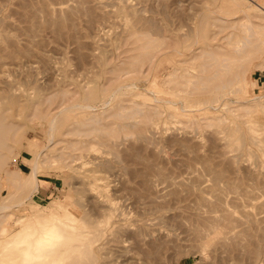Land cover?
<instances>
[{
  "label": "rangeland",
  "instance_id": "obj_1",
  "mask_svg": "<svg viewBox=\"0 0 264 264\" xmlns=\"http://www.w3.org/2000/svg\"><path fill=\"white\" fill-rule=\"evenodd\" d=\"M74 1L77 2L78 0H0V95H1V97H3L2 98L3 100H4V97H6L5 99L7 100V101L5 100L2 103V105L4 107L7 106L10 108V110H8V113L11 116L8 120L11 121L12 123H14L15 127H17L16 134H15L14 139H13V141L15 143L13 141H11V147L7 151L8 152L7 157H6L7 159H5L3 162V168H5V170L8 172H10L12 170L14 171V169L19 168L25 174L26 172L29 171L30 164H31V163L27 162V159L32 158L33 154L36 153L37 150L40 151L47 145L45 151L41 155V157L43 156L42 158H44V159H43V162L40 164V173L38 174V177H37L38 191L31 194L29 197H27L28 196L27 191L17 193L16 192L17 182L15 180H12L11 178H7L3 172H0V201L6 200L9 203H13L11 205H14L16 203V201L17 202L20 200L24 201L21 205H18L17 207L16 206L11 207L10 210L13 212L12 215L17 217V216H21V215L31 214L34 211V209H32V207H31L32 204L39 203L40 206L41 205L43 206V205L49 204L48 202L52 201L54 198L59 197L58 199L62 200V202L70 203L71 209L75 213H77L78 215H80V216L83 215V217H86L84 215V213H85V214H88L86 218H89L93 215V212H94V213H96V214H94V216L95 215L100 216V217L95 216L96 219H99V218H101V214H100L101 209L99 210V208H101V207L97 206V208H94L92 206L93 208L89 207V209H88V206H91V201L93 202V200H95V203H98L99 199H101L102 197H106L108 194V197L111 195L109 198H112L113 200L115 198V200L118 204H124L125 205V203H126V207L129 206V208L125 207L126 210L128 209V211H130L129 214L127 215L128 222H130L129 224L133 225L131 227H134V224H136L135 226L137 227L138 226L137 224L140 223V220H138V219L141 216L142 217L143 216L147 217L148 215L151 216L150 213L147 215L146 214L144 215L143 211L145 209L140 208V206H142L141 202H143V204H144V200H145L144 198L146 197V195H147L146 193L150 188L149 186H144L146 193L143 191L144 190L143 189L144 188L143 183H144V180L147 179V178H145L143 180L145 175L148 174L146 177H148L150 174H152L150 176H153L154 174L150 173V172H152V169H154V170L159 169V171L161 170V172L162 171H163V173L165 172L164 173L165 175L159 174L160 175L159 176L158 174H155L152 177V179L149 176L148 180L151 179L152 182L154 180V182L156 181V183H158L160 180L161 184L163 183L162 182L163 179H164V181L165 180H169L170 182L172 181L173 184H170V186H172L171 191H175L177 193V195L180 197V199H182V200H183V196H185L184 197L185 200H190L191 198H194L193 194L194 193L197 194V192L199 194L201 193V195H205V197L207 196L208 198H212V196H211L212 194H210L212 192L209 191L211 188L212 189L211 191H213V193L215 192L213 190V189H215V187L211 184V183H213V181L211 180L212 177H210L211 175L209 176V173H207V175L204 176L206 174V173L204 174V169H205V172L207 170H206V168L203 169L204 164L201 163L204 159L207 160L211 156L214 157V158H212V157L210 158L214 161V162L212 160L210 161L214 168H216V169L224 168V170L222 169L224 177H225L224 181H226L227 177H229V178H232L233 180L236 179V180H234L236 182L235 183L236 185H238L239 183L241 185V183H243L242 186H247L246 189L248 190L249 194L248 195L243 194L242 190H241L242 187H241L238 191V193H239L238 198L232 202V206L230 207L232 210H234L236 217L240 218L242 216V213L248 209H250L249 211L255 212V210H257L256 208H258V206H260L262 209V210L261 209L260 210L263 211L264 210V202L262 204L261 201L264 199V194H263L264 193V185H262V184H264V179H263L264 178V174H263L264 173V151H263L264 150V56H261V55L258 56L257 55L255 57H253L252 60L249 62V65L245 69L246 71H245L244 76L246 78L245 81H247V84H246L245 92L243 94L235 93V92H228V93L224 94L223 96L217 97L215 100L211 101L210 103H204L203 105L198 106L196 109L194 107L192 110V107H190V108L184 107V104H185L184 102L196 104L195 102L197 101V99L201 97V95L198 92L189 94L188 96H186V94H185V96L187 97V99H186L183 93L180 94V97H172L169 94L164 93L163 91L172 90L173 92H175V91L177 92L178 89L180 88V86L174 87L175 86L174 82L179 81L180 76H178V75H181V73L184 72L183 68L186 69V67L188 66L187 69L189 68L190 69V70L188 69L189 71H193V70H196L198 68L197 66L199 65L200 59H198V58L197 59L196 58L190 59L191 61L192 60L194 61V63H192L193 61L191 62L188 59L190 56L189 49H191V48L195 49L198 46L199 47L202 46V48H203V47H206V44L208 43V44H213V45H217V46L220 45L221 50L219 49V47H217L219 53L227 51L224 48V46H222V45H224L223 36H224V34L227 33V31H229V28L223 27L220 31H218L219 27L214 26V25H210L208 22L202 26L200 23H198V24L196 23L198 25L197 28L199 30V32L197 31L198 34L186 37L185 35L188 32L187 28L191 29L190 27H187L189 22L186 19L190 16L191 12H188L189 10L187 9L186 5H184L181 8H178L177 9L178 11L176 12L175 7H173L172 5L169 6V5L165 4V6L167 7L166 11H167L168 15L170 13H172V15L176 14L174 16H177V14L179 15L178 12L180 11V15L177 17H184L185 18L184 21L188 22V24L185 23L184 25H181V24H183L182 23L183 20H182V22H179L178 21L179 18H177L176 22H174L175 17L173 18V17H171V15L169 16L170 21H167L169 18L167 19L166 16H168V15L165 16V14H167V13H166V11H165V13L163 11V9L164 8L166 9V7L162 6L163 3L160 4L158 1L156 2L154 0L153 1L152 0H128V4L131 5V6L129 5L131 10L129 8L127 9V7H125V9L124 8L122 9V7H121L122 3H120L117 0H99V1L98 0H90V1L87 0L88 3L90 2L91 4H88V3L84 4L83 2H87L86 0L85 1L79 0L80 4H78V5H81L83 3L82 6H90V7H88L89 9L86 7L88 9V11L91 8L90 12H87L86 8H85L86 9L85 10V9H83V7L77 6L78 9H83V11L84 10L86 11V14L84 12L83 14H85V15H82V16H79V13L81 10L76 12L77 7L76 8H75V6L73 7L72 3L74 4L75 3ZM250 1L253 3H259L261 5H264V0H250ZM26 2L29 4V6H31V8L32 7L38 8L36 10H42L41 4L44 2V3H46V7L51 9V12L53 10V14L56 13V10H54L55 6L58 7V6H64L65 5L66 7L67 6L69 7L72 5V7L70 9L75 8L74 11L76 13V15H74V18H76V19H72V22L76 24V25L75 24L74 25L76 26L77 30H74L75 28H73V30H74L73 31L71 29L72 26H69L70 28L66 27V26L70 25L71 21H69V23H67L68 25L65 24V27H64L66 32L63 29V33H61V34L65 37V34L67 33V29H68V33L70 35L67 33L68 35H67V38L65 37V39H63L64 37L62 38V35L60 36V34H58V33L57 34L59 36H57V34L54 33L55 30L50 29V27L48 28L49 24L45 23V20H44L45 17L44 16L46 14L43 16V11L36 12L35 8L34 9L32 8L33 9L32 12L30 10H28V14H27V12H24V11H27L28 5ZM95 2H97V3H95ZM202 2H203V4H206L208 6H213L216 3L213 0L212 1L202 0ZM202 2H199L198 4L200 5V3H202ZM69 3H71V4H69ZM157 3L159 6H161V8H163V7L164 8L160 9V7L157 6ZM92 4H95L96 7ZM120 4H121V6H120ZM203 4H201V5H203ZM43 5H45V4H43ZM139 5L140 6L142 5L143 8H142V6L140 7ZM134 6H135V8H134ZM144 6L146 7V9ZM136 7L139 8L138 10H140L142 8V11L144 9L146 11H147V9L150 11V9L152 7L153 8L156 7V9L154 8L155 11L161 12V13H158L159 16H156L157 13L155 14V11L153 9H151V11H153L152 13H151V11L150 12L147 11L148 13L144 12L145 10L142 12L145 15L144 17H143V15L141 16L140 14H138V15L136 14L137 16L136 15L134 16V14H132L131 11H132V8L136 9ZM157 7L159 8V10ZM29 8L30 7H28V9ZM168 8H170L171 10H175V11L169 12L170 9L168 10ZM119 9H120V11H119ZM181 10H186V12L189 14V16L186 12H183ZM162 11H163V14H162ZM34 12L37 13V15H38L37 17L35 16L36 14H34ZM93 12H94L95 16L92 14ZM182 12L184 14L185 13L186 14L185 15L181 14ZM29 13L31 15L33 13L34 18H31V16H30V18H28ZM88 14L90 15V18H92V15L94 16L92 18L93 19L92 22H90L91 19H89L90 21L88 20V16H89ZM129 14H132V15H129ZM139 15H140V21L137 22ZM181 15H183V16H181ZM186 15H187V18L185 17ZM146 16H148V18L150 17V19L155 18V20L162 17L161 19H159L160 23H159V20H158V22L157 21L155 22L154 20L151 19V21H154L155 23L158 24V25L156 24L158 27H156L155 24H154L155 25L154 26L153 25L154 22L153 23L150 22L149 19H148L147 24H144L145 23L144 20L147 19ZM77 17H78V19H77ZM135 17L136 18L138 17V18L136 19ZM35 18L40 19V20L37 19L38 21H40V25H42V23L47 24L46 28L45 27L43 28V26H44V24H43L41 28L39 25H37L38 26V29H37V27L34 26L35 25L34 22L37 21ZM171 18H173V19L171 20ZM188 19L190 20V18H188ZM42 20H43V22H42ZM76 20H77V22H76ZM132 20H133V22H132ZM142 21H143V24H142ZM171 21H172V23L174 22L173 25H175L177 29L174 26L172 27V25L170 23ZM180 21H181V19H180ZM164 23H166V24H164ZM190 23H192V22L190 21ZM36 24H39V22H36ZM140 24L145 26V27L138 26L139 28H137V25H140ZM159 24H161V25L164 24V25H162L164 29L162 28L161 25L159 26ZM167 24L168 25L170 24L171 28H169V26ZM192 24H189V26L190 25L196 26L195 23L193 25ZM152 26L156 27V28L160 27L161 30L163 29V31H160V28H159L157 30L161 34H158L159 32L156 34L154 32H157V31H155V29ZM167 26L169 28L168 30H167ZM28 27H29V29H30V27L31 28L33 27L31 29V31H33V32H31L28 29ZM51 27L53 28V26H51ZM26 28L28 30H26ZM35 28L37 29V32H36ZM148 28H150V30H151V33H150L151 37H153V38L156 37V39L158 37L159 39H161V40L158 39V41H162L164 39V36H167L164 39L165 41L169 37L170 38L172 37L173 39H175L176 41L171 38L176 43L178 42L177 45L181 47V48L179 47L181 50V53H178L175 50H171L170 47H172V45L174 43L169 41V39H170L169 38L167 40V43L170 44V47L168 46L170 48V50L166 49L167 51L165 50V51H162L161 53H159V56L157 57V61H156L155 65H153V67L150 68V70L145 71V72H141V73H136V74H124V71L122 70V67L124 66V64L121 62V57L123 58L122 61H124V59H125V61H127L126 63L128 64V59H130L129 55L131 54L132 56H136L141 51V49L139 48L140 47L139 45H141V43L143 41L142 35L146 31L150 32V30ZM173 28L175 30H173ZM34 29H35V32H34ZM140 29H142V30H140ZM70 30L73 32H71ZM137 30L140 31L141 34ZM78 31H79L81 36L78 34L77 35L78 37H77L76 35H74V33L77 34ZM215 31L217 33L216 34L214 33L211 35V33L215 32ZM174 32H176V33H174ZM28 33L29 34L32 33V35L34 34V37H32V38H34L33 39L34 44H33L32 40L30 41L32 43V45H30L31 43L29 42V39H32L30 36L31 34L29 35ZM137 33H139V35ZM72 34L74 35V37L76 36L75 38L78 39L77 41L79 42V44L82 41L79 49L78 48L76 49V47H79V46H78V43L76 41L73 42V35ZM54 35L58 39L55 38ZM130 35H133V36L131 37ZM68 36H70V37H68ZM159 36H162V37L160 38ZM210 36L213 38H209ZM69 38H71V39H69ZM75 38H74V40H76ZM66 39H68V40H66ZM193 40H197V41L195 43H192ZM69 41H72V42H69ZM134 41H135V43H134ZM11 43H12V45H10ZM26 44L29 45V47L27 46L28 48L27 47L24 48V45H26ZM137 44H139V45H137ZM12 46H15V47H12ZM31 46H32V48H31ZM129 48H130V50H131V48H133L134 50L128 51ZM126 49H127V51H126ZM15 50L16 51L18 50V52H16ZM27 50H29L28 54H30L31 56L27 55V53H26ZM31 50L33 51V53ZM122 50H125V52H127L126 53V54H128L127 60L125 57H123L125 53L123 54ZM30 51H31V53H30ZM20 52H22V53H20ZM81 52L85 53L84 54L85 59L87 57H89V60L86 59L87 62H85V60H82L83 54H82V56H80L81 60H78L79 55H81L80 54ZM87 53L89 54V56L87 55ZM109 53H110V55H109ZM121 53L123 56L120 55ZM19 54L20 55L24 54V56L21 57V56H19ZM34 54H35V56H34ZM106 54H107V56H106ZM115 54H117V56H115ZM187 54H189V55H187ZM105 56L106 57L110 56V57H108L109 60ZM25 57H28V58H26L28 60L24 59ZM39 57H41L42 59ZM186 59H188L187 62L190 61L191 65H189V62L188 63H183L184 61L181 62V60H186ZM31 60H33V61H31ZM79 61H81L80 63H82V61H83V64L78 63ZM89 61L91 63H88ZM87 63H88V65H86ZM193 64H196V65H193ZM81 65H83V68ZM174 65H176L178 67V69L175 71L173 76L172 75L169 76V73H171L172 67ZM101 66H102V70H100ZM105 66L107 69H109L110 67H111V69H112V67L114 69V67H115L116 68L115 70L117 72L118 71L120 72L119 78L110 82L109 81L110 76L113 77V75H111V74H114V73L110 72L111 74H108L109 73L108 71L111 69H109L107 71V69L104 68ZM107 66H110V67L108 68ZM193 67H195V68H193ZM121 74H123V75L121 76ZM168 76H169V78H172L171 81L168 84H164V83L161 84L162 82H164V80ZM155 78L159 83V85H158L159 88L157 87V91H153L151 89V86H150V84L152 83V81ZM4 81L5 82L9 81L11 83L6 82L4 84ZM106 81L109 83L106 84L107 83ZM36 82H37V84H36ZM80 82H81V84H80ZM86 82H87L88 86L85 84ZM129 82H131V83L134 82L133 84L136 85V88H135V85L130 84ZM123 83H124V86H123L122 91L115 94L114 99L111 100V104L109 106H111V105L113 106L119 99H122L121 102L125 103V104L129 103V101H131V99H133L136 102H140V103L146 102L150 106L156 105L162 111L160 115L154 117V121H153L154 124H150V125H153V126L155 125V126L152 127L148 124L146 126L145 131H144V132L147 131L146 133L149 134L148 131L150 129L152 130L153 128H155V129L157 128L156 133L154 132V129L152 130V132L150 130V135H151V133L154 132L153 133L155 135L154 137H156V138H154L152 136L153 134L151 135L150 138H151L152 145L150 144L151 142L149 143V141H150L149 139H147V140H149L148 144H150V145L147 146L146 140H145V142H146L145 143V142H140L139 141L140 139L136 140L137 137L133 138L132 135L134 134V137H135L136 136L135 133L126 137L123 133H117L116 131L112 132L110 129L105 128L102 131L103 132V134H102L103 138L101 137V139L103 140L104 143H100V142H102V140L100 139L101 140L100 141L98 138H97V141L99 140V142L96 143V140H95L96 137H95L92 140V142L96 143L95 145H94V143H92L93 149L92 148L89 149V151H90V152L88 151L89 154H87V151H85V157L87 154L88 159H86V158H83L84 160L81 159L82 164H84L85 162H83V161H85V160L88 161L93 156H94L93 158H95V159L99 158L100 160L91 159L93 161H91V160L88 161V163L89 162L92 163V166L90 165V163H89L90 167H88V165H85V164H88L87 162L84 165H82L80 161L78 162V160L73 161V162H68L67 160L65 161L63 159L64 160L63 161L62 157L61 158L59 157L61 160L60 161L58 156H57V151L56 150L53 151L50 148L51 145L49 146L48 141H47L48 117H44L43 113L41 114V111H38V110L43 109V107L45 108V106H46V102L44 103V100H43L44 96H47V95L48 96H51V95L55 96V94H56L57 97L55 98V101L53 100L54 102L52 104V105H55L56 102L59 100L58 97L61 96L60 93L62 92L63 89L69 88L70 91L72 89V91L74 90V92H75V90H77V92H76L77 94H76V96H74L75 99L82 98L84 96V94L87 93V91L91 90L92 92L95 93V95H97L96 102H97V106H99V107H96V112H97V111L101 110V104L99 101L103 100V98L104 99L107 98V96L111 90H113L117 85H120V84L123 85ZM128 83L130 85H133V86H129ZM126 84H128V86ZM8 85H10V86L12 85V87L10 88ZM14 86H15V88H14ZM169 87H172V88H169ZM12 88H14L15 90L14 89L13 90L16 92H14L12 90ZM7 89L10 91V94H9L10 97L8 96V90ZM24 95L26 96V98L24 97ZM30 95H32L31 97H33V96L34 97L30 98L29 97ZM52 96H51V98H53ZM99 97H100V99H99ZM9 98H11V99L8 100ZM123 99H126V101H124ZM29 100H30V103H29ZM167 100H171L174 104L167 102ZM199 107H202L203 109H199ZM244 107H247V108L249 107V108L247 110L246 108L244 109ZM34 109H37L38 112L34 113V111H33ZM74 113L72 114V116H70L71 118H62V119L58 120L60 127L55 132V139L62 137L60 132L62 130H64L69 123L76 120L74 118V116L76 118H80L81 114L79 113V110H76ZM16 114H17V116H16ZM68 115H70V114H68ZM191 118L193 121L190 120ZM215 118L223 119L224 121L222 120L223 121L222 123H219L218 125L216 124L217 126L214 124L215 127L213 125H212V127L209 125H206L207 124V122H205L206 120H209V119L211 120V119H215ZM177 120H179V121H177ZM108 121H111V120H108ZM108 121H105V123H108ZM194 121H195V123H194ZM184 122H185V125H186V123L188 125V126L186 125L187 127L185 126L186 129L187 128H188V130L191 129L189 131L192 132V130H195V128H196L197 132H195V131H193L194 133L192 132L193 135L196 133L195 136L190 137L189 131L184 132L186 130L185 127H183ZM190 122H193V123L191 124ZM236 123H238V125L240 124L243 132H245L247 134H249V132L246 131V127H247L246 125L254 126L253 129H254L255 133L252 132L251 135L253 134V137H255V136L257 137L256 140L259 141L258 144H260V145L259 146H258V144L256 145L257 141H254V143L255 142L256 143L252 144L253 141H251L250 138H246L245 140H243V142H242L243 145L240 143L241 141H238V140L236 141L235 138L239 134V131L235 132V130H233L237 127V126L235 127V125H237ZM113 125H114V123H113ZM218 126L220 127L221 131H220ZM190 127H192V128L195 127V128L192 129ZM174 128H176V130L178 128V130H177L178 132ZM211 128H212V130H211ZM230 130L231 131L233 130L235 133L231 132ZM171 131H172V133H171ZM179 131H180V133H179ZM111 133H113V134L111 135ZM178 133H179V135H178ZM183 133H185V134L188 133L187 134L188 136L186 135V137H185V134H183ZM210 133H211V135H210ZM228 133H231L232 135L235 134V136H233V139L227 138ZM167 134H169L170 136ZM218 134H220L224 137L226 135L227 137H225V139L229 140L230 142L225 141L223 139L224 137L221 138L222 136L220 137V135H218ZM121 135H124L126 137L125 138L126 140L129 138V140H127V141H129V143L125 142L126 140L124 141V138H123L124 136H122V138H121L120 137ZM190 135H192V134H190ZM66 136L68 137V138L66 137L67 139L70 138L68 135H66ZM130 136H132L131 139H130ZM210 136H211V138L212 137L214 138L215 143L212 142L213 138L211 139ZM152 137L154 139H158V141L156 140L158 145L156 144V141L154 139H153L154 140V142H153ZM189 137L190 138L194 137V138H192L193 141H192V139L190 140ZM219 137H220V139H219ZM111 138H112V140L115 139V141L113 140L114 142H112V144H111ZM119 139L123 140L125 142L124 144H126V146L123 143H120ZM174 139L176 142H180V143H178V145L177 144L174 145L175 144V143H173V142H175ZM209 139H211L212 141ZM162 140L165 142L163 143ZM171 140H173V141H171ZM183 140L185 141V143L188 140L186 144H188V142H189V144H188L189 147H188V145H186L184 143ZM194 140L196 141V143H198V144L195 143V145H194L195 147L191 146V144H193L195 142ZM137 141H138V143H136ZM141 141H144V140H141ZM167 141L171 142L173 145L169 144ZM182 141H183L184 145L181 144ZM235 141L237 142V144L232 145V143L233 142L235 143ZM249 141H251V142H249ZM117 142H118V144L119 143L120 144L118 145ZM113 143H116L117 146L115 147L116 144H113ZM131 143H133V146H135V147H133L134 151L137 150V152L139 154L144 153L142 155V158L143 157L145 158L147 155L148 156L147 158L151 159L152 162L144 163L143 162L144 159L143 160L141 159V155H140V161H138V159H135V158H137L136 157L137 155H135V156L131 155L133 150H130V149H132V147L128 146ZM153 143L155 145H157L158 147L154 146ZM166 143H168L170 146L168 144L166 145ZM99 144H100V146L102 144L103 145L100 147ZM142 144H143V146H142ZM212 144H215V145L213 146ZM223 144L226 147L223 146ZM63 145H64V142L61 143L60 147H64ZM112 145L114 146V148H112L113 147ZM140 145L142 147H146L147 149L141 148ZM179 145H182L184 148L188 147L190 150H192V148H194L195 149L194 151H196L198 155L195 154L196 152H194V151H193L194 153L191 151L192 153L189 152V154H188V151H190V150L187 148L184 151V149L181 148L182 146L180 147ZM234 145H235V147H233ZM236 145H239V146H236ZM103 146H105L107 148L105 149V148H103ZM137 146L140 148H138ZM176 146L179 147V150L177 149ZM210 146H212V147H210ZM245 146H247L248 150ZM256 146L259 148H257ZM108 148L111 151L108 150ZM140 149H141V153H140ZM142 149L145 151H143ZM252 149L255 150V154H254V151ZM260 149H262V150H260ZM125 150H127V151H125ZM64 151H66L65 155H68L69 153L75 154V153L79 152L78 150L77 151L70 150L69 148L68 149L64 148ZM104 151L105 152L108 151V153H105ZM260 151H263V152L261 153ZM127 152H129L130 155H129V153L127 155ZM152 152L155 155V159L153 158L154 155ZM223 152H225V154ZM246 152H248V154ZM251 152H253V153L251 154ZM66 153H68V154H66ZM186 153L188 155L192 154L193 158H191V159H193V160H191L190 159L191 156L186 155ZM220 153L224 154V155L221 154L222 158L220 157ZM94 154H96V155H94ZM98 154H101V155H98ZM135 154H137L136 151H135ZM158 154L160 156H158ZM193 154H195L198 157L201 156L202 161L200 160V158H198L201 162L198 159L195 162L194 159H196L197 157L194 158L195 155H193ZM199 154H200V156H199ZM209 154H210V156H207ZM63 156H64V153H63ZM102 156H104V157H102ZM131 156H133L135 158L133 159ZM185 156H187V157H185ZM227 156H230V157H227ZM255 156H257V157H255ZM150 157H152V158H150ZM147 158H145V161L147 160ZM187 158H189V159H187ZM104 159L108 160L107 162L109 165L106 162L107 166H105L106 164H105ZM153 159L155 160L154 161L155 163H153ZM228 159H230V160H228ZM134 160L136 161V163ZM227 160L233 164L232 165L233 167L231 165L227 166V165H229V164H226ZM255 160H256L257 164H255ZM62 161L64 163L67 162L69 165H65L66 163L64 164ZM95 161H97V163H95ZM98 161H100V163H99L100 166L98 165ZM141 161L143 162V166L146 165L145 171H144L145 168H140V167H143V166H141L142 165ZM187 161L189 162V166H192V167H186V166H188V165H186L188 163H186V164H184V163ZM224 161H225V163H224ZM228 161H227V163H230ZM137 162H138V164H137ZM192 162H194V163H192ZM219 162H221V164H219ZM222 162H223V165H222ZM249 162L252 165L249 164ZM73 163L74 164L76 163L75 165H77V166L75 167V165ZM139 163L141 165H139ZM149 163H151V164H149ZM246 163L249 165H246ZM96 164H97V166H95ZM102 164L103 165L105 164L104 165L105 168L102 167ZM147 164H149L152 169H150L149 168L150 166L149 165L147 166ZM153 164H154V166L156 165L159 168H157V169H156V167L153 168V166H152ZM190 164H192V165H190ZM216 164H217V167H216ZM224 164H226V165H224ZM236 164H237V167H236ZM73 165H74L75 169L73 168ZM194 165H195V167H193ZM241 165H242V167L244 165L243 169H241ZM254 165H255V167L257 165L258 166L255 168V167H253ZM81 166H83V167L79 168ZM84 166L86 167V169ZM98 166H99V170H97ZM220 166H222V168ZM68 167H69V169H68ZM259 167L261 169L262 168L263 169L260 171ZM70 168L74 169V171L71 170ZM94 168L97 170L96 172H94L95 171ZM126 168H128V169L136 168V172H135V169H134V171L132 169L133 173L130 170L128 173L127 172L128 169H127V171H125ZM139 168L142 169L144 172H142V171L140 172ZM148 169H150V170L148 171ZM225 169L227 171L229 170L228 173ZM252 169L253 170L257 169V170H256V172L255 171L253 172ZM230 170H232V171H230ZM243 170H244L245 174H243ZM76 171L78 172V175H77ZM87 171H90V172L87 173ZM147 171L150 174L147 173L144 176L143 175L141 176V173L144 174ZM73 172L74 173L76 172V174H74ZM92 172H94V175H99L98 173H100V176H99L100 178L97 179L98 181H96L97 183L94 182L95 179H93L94 175L92 174ZM229 172L232 173V175ZM246 172H247V175H246ZM89 173H91L92 177H91V175H89ZM95 173H97V174H95ZM137 173H139L140 176L143 178L136 176ZM248 173H250V174H248ZM139 174H137V175H139ZM192 174H193V176H195L196 174L197 175L204 174L203 178L205 180L209 181V183L211 184V186L209 183H208V185H206L207 189H209V190H207L205 188L210 193L205 194L207 192L203 188L204 185H201V184H207V181H205V180L202 181L201 180L202 176L196 175L197 177L200 178V181H202V182L205 181L204 183H200L199 178H196V177L194 178L193 176H191ZM229 174H230V176H229ZM237 174L241 175V176H239L240 179H238ZM226 175H228V176H226ZM208 176H209V178H211L210 180H208ZM245 176H248V177L246 178ZM190 177H192V179L194 181ZM249 177L251 179H253L252 181H254V182H252L251 179H249ZM88 178L90 179V181L88 180ZM101 178L104 179V181ZM189 178L192 181L189 180ZM141 179L143 180V183H142ZM196 179H198V180H196ZM246 179L249 181H247ZM99 180H102L100 185L103 184L104 189H101L102 188L101 186H100L101 188L99 187V185H98ZM157 180H158V182H157ZM173 180H174V182H173ZM188 180H189V183L191 182L190 183L191 185H189V183H187ZM237 180L240 181V182H238V184H237ZM169 181L168 182L165 181V182H167V184H169ZM255 181H257L256 184H255ZM89 182L95 183V185L91 184ZM104 182L107 183L106 186H105L106 183L104 184ZM165 182L163 183V185H164L163 187L161 186L160 183H158L159 185L158 184L156 185L155 183H147V184L144 183V185L151 184V186H152L154 184L152 187H154L156 185V188L157 187H160V189L164 188L161 191L159 188H157V189L161 193H164V192L166 193L167 187L165 188V186H167V185H165ZM247 182H249V184H251L252 186L246 185ZM192 183H193V185H192ZM198 183H199V188L201 187L200 190L203 188V192H201V191L199 192V188L196 187L198 185ZM90 184L92 186L94 185L93 186L94 189H95L96 185H98L97 187H99L101 190H103L102 193L99 192L100 190H98L97 187H96L97 191L96 190L93 191L94 189L89 187ZM141 184H142V187L140 186ZM194 184H196V185H194ZM181 185L184 188H182L183 192L181 191V193H180V190H181L180 186ZM256 185H258V186L256 187ZM189 186H191V187L189 188ZM192 186H193V188H192ZM208 186L210 188H208ZM220 186H221L220 188L223 187V189L227 187V185H225V182H220ZM147 187H149V188H147ZM195 187H196V189L197 188L198 189L196 190ZM212 187H214V188H212ZM106 188H107V193L102 196L101 194H104V192L106 191ZM133 188L135 189V191ZM185 188L190 189L189 192L191 191V189H192V191L194 189L195 192L191 191L192 194L190 193L191 195L189 196V194H188L189 192L186 189V192H188V193H186L184 190ZM91 189H93V190H91ZM139 189L141 190V192L139 194H142V191L146 194V195L142 194V195H145V197L142 196V198L143 197L144 198L141 201H140V199H142V198H140L141 195H138V192H137V191H140ZM152 189H150V193H151ZM154 189H155V187H154ZM154 189L152 190V194H154V191L156 192V194H158L156 189L155 190ZM169 189L170 188L168 187L167 190H169ZM132 191L137 192V193H134ZM162 191H164V192H162ZM227 192H228V195L230 197H231V195L234 194L233 191L228 190V191H226V194H227ZM184 193H186V194H184ZM19 194H21V196H19ZM93 195L95 196V198L90 197ZM129 195H131V196L133 195L134 197L132 196V198H130ZM137 195L140 197H138ZM154 195H152V196H154ZM181 195H182V197H181ZM25 196H26V198H24ZM96 196H99L98 202H96L97 201ZM100 196H102V197H100ZM135 197L140 198L137 201V203H134V202H136V199H138ZM90 198L93 200H91ZM134 198H135V201L133 202L132 200ZM105 199H107V198H104V200L102 198V200H100V201L103 202V201H105ZM32 200L35 201L36 203L33 202ZM129 201H130V204H128ZM31 202H32V204H31ZM138 202H140L141 204L140 203L138 204ZM95 203L93 202V205L96 206L97 204H95ZM131 203H133V204L131 205ZM87 204H88V206H86ZM98 205H101V202H99ZM33 208H35V207H33ZM62 208L63 207H59L60 212H62ZM91 209H94V211ZM96 209H98V210H96ZM31 210H33V211L30 212ZM88 210H91V211L88 212ZM97 211H99L100 213H97ZM148 211L149 210H147V212ZM141 213H143V214H141ZM262 213L264 215V212H262ZM152 215H154V214H152ZM94 216H92V217H94ZM169 216H171V214ZM92 217H91V219H93V221L95 222V220H94L95 217L94 218H92ZM171 218L172 219L174 218V221L173 220L171 221L170 220ZM171 218L170 219L167 218V220L165 219L166 224L164 223L165 222L164 220H163L164 222L161 221L162 223L159 222V225L165 224V225H161V226H159V225L157 226V224L155 225L154 223H153L154 225L153 224L151 225V223H152L151 221H153V220H151V221L148 220V222L150 221V223L146 222L147 225L150 224L152 226V227L150 225L147 226L146 229H148V227H149V231H151V229L155 226V227H160L161 230H162V228H163V230L166 229V231L164 230L165 231L164 233H167V232L171 233L172 229H173L172 233L175 234L173 236L174 241L172 240L171 243L168 242V244L170 243L169 245L166 242L164 243L165 249H167V250H165L166 252H164V250L162 252V249H163L162 248L161 250L159 249L160 250L159 255L156 254V253H158V251L156 253H154L160 257L158 259V257L156 255L152 256L155 259L157 257V260L154 259V261H152V263H155V264H262L263 263V262H261V258L263 255H260L256 260H254V258L252 257L253 253H251L250 250L252 248H259L260 249V247H259L260 243L261 242L264 243V241H261L262 235L264 233V229H263L264 228V221H262V223H261L262 224L261 228H257V229L252 228V230H250L251 232H249V233L250 234L252 233V235H253L252 237L251 236L249 237L250 234L249 235L242 234V235H240L241 238H238L239 235H238V237H236L235 243L238 242L240 239L239 242L241 243V241H242V243H243L242 245L244 247L239 243H237V245L239 244L238 246L235 244L236 246L232 247L231 245H228V244L226 245L227 242L225 243V241H224L225 244H222V246H224V245H226V246H224L223 248L222 247L219 248L218 245H217L218 247L215 245V243H217V241H218L217 237H216V239L214 238L212 240L211 239L206 240V239L198 238L197 233L195 232L194 225L190 221H187L186 216L183 217V215H181V216H175V217H171ZM89 219H86V221L88 220L90 222ZM137 220H138V222H137ZM172 222H174V223H172ZM167 223H170L171 225L167 224ZM136 227H134V228H136ZM227 230H228V228H227ZM143 231H145V232H143L142 235L144 233L148 232V230H147V232H146V230H143ZM175 232H177V233H175ZM172 233H171V235H172ZM117 235H119V234H117ZM164 235H166V234H164ZM113 237H115V236H113ZM174 237H175V239H174ZM226 241H227V239H226ZM111 242H113V241H110V243ZM129 242H131V240ZM129 242L125 241L124 244L122 242L121 243L116 242V245L114 244L115 246L113 245V243H115V242H113L112 243L113 247L109 243L105 244L104 246H106V247H108L107 246L108 244L111 246V247L109 246L110 248L108 247L110 250L108 248H107L108 250H106V247H104L105 250L102 249L103 247L98 251L96 250L98 255H99V253H102L99 255L101 257L99 259L95 258V260L91 264H123L125 261H121V260H123V257H124V256H120L121 254H126V257H129L131 260H135L140 255L141 256L144 255L143 253H141L143 251H141V250L136 251V248L139 249L138 247H140V249H143V248H141V246L144 247V250H145L147 248V246H145L144 243L140 244L141 246L140 245L138 246L137 245L138 242H136L137 244L134 241H132L131 243H129ZM248 242L250 243L249 245H251V246H249L250 249L247 247V249H248L247 250L246 246H248ZM232 243H234V240ZM164 244L161 246L164 247ZM100 251H102V252H100ZM105 251L106 252L110 251L111 254H110V252L109 253H103ZM260 251L262 252L261 249H260ZM107 254H109L108 256H110V257L105 256ZM163 254H164V258H163ZM102 255L107 257V259H105Z\"/></svg>",
  "mask_w": 264,
  "mask_h": 264
},
{
  "label": "bare ground",
  "instance_id": "obj_2",
  "mask_svg": "<svg viewBox=\"0 0 264 264\" xmlns=\"http://www.w3.org/2000/svg\"><path fill=\"white\" fill-rule=\"evenodd\" d=\"M82 1H85V0H82ZM88 1H90V0H88ZM88 1L87 2H83V3L84 4L85 3H88ZM117 1H119L120 3H122V6L120 4V6L122 7V9L123 8L125 9V7H127V9L129 8L131 10V8H130L131 5L128 4V0H117ZM154 1H156V2L158 1L160 4L163 3L162 6H164V7H166L165 4L166 5H169V6L172 5L173 7L176 8V12L178 11L177 10L178 8H181L184 5H186L187 9L189 10L188 12H191L190 16L186 12V10H181V11L186 12L188 14V16H189L188 18H190V20L187 18V15L185 17L187 18L186 20L189 22V24H192V23L194 24L195 23L196 26H191V25L189 26L188 22L187 21L186 22L184 21L185 20L184 17H177V16L180 15V11L178 12L179 15L177 14V16H174L176 14H173L172 15V13H170L168 15V13L166 11L167 10V7H166V9L163 7L164 8L163 9L157 3V6L160 7V9H163L164 13L166 11L167 14H165V16L168 15L166 17H167V19L169 18L167 21H170V17L169 16L171 15V17H173V18L175 17V21L174 22H176L177 18H179L178 19L179 22H182V20H183V22H182L183 24H181V25H184L185 23L188 24L187 27H190L191 29L187 28L188 29L187 30L188 32L185 35L186 37L192 36V35H197L198 34V32H199V30L197 28L198 27V25H197L198 23H200L201 26H202V25H205L208 22L210 25H214V26L219 27L218 31H220L223 27L224 28H229V31H227V33L224 34V36H223L224 45H222V46H224V48L227 51L219 53L217 47H219V49H220V45L217 46V45L208 44V43L206 44V47H203V48H202V46L201 47L198 46L195 49L194 48L189 49V52H190V56L188 58L189 60L190 59H193V58L200 59L199 65L197 66L198 68L196 70H193V71H189L190 69L189 68H188L189 70L187 69L188 66L186 67V69L183 68L184 69V72L181 73V75H178V76H180L179 81L174 82L175 83V86L174 87L180 86V88L178 89V91L177 92L176 91L173 92L172 90H167V91H163V92L169 94L172 97H180V94L181 93H183L184 96H185V94H186V96H188L189 94L198 92L201 95V97L197 99V101L195 102L196 104L184 102L185 103L184 104V107H186V108L187 107H189V108L192 107V110H193L194 107L196 109L198 106H201L204 103H210L211 101L215 100L217 97L223 96L224 94H226L228 92H235V93L243 94L245 92V88H246V84H247V81H245L246 78L244 76L245 71H246L245 69L247 68V66L249 65V62L252 60L253 57H255L257 55L258 56L259 55L264 56V5H261L259 3H253L250 0H213L214 2H216L213 6H208L206 4H203L202 0H154ZM198 1L199 2H202V3H200V5H199L198 4L199 3ZM208 1H212V0H208ZM77 2H75L74 4L72 3L73 7L75 6V8H76L77 6H79V7H83V9H85L86 7L87 8L90 7V6H82L83 3L81 5H78V4H80L79 0ZM95 3H97V2H95ZM43 4H45V5H43ZM69 4H71V3H69ZM88 4H91V3L89 2ZM201 4H203V5H201ZM27 5H28L27 6V11H24V12H27V14H28V10H30L32 12L34 8H35V10L38 9L36 7H34V8L32 7L33 8L32 9L31 6H29L28 3H27ZM72 5L69 6V7L68 6L66 7L65 5L64 6H58V7L55 6L56 8L54 7V10H56V13L53 14V10L51 12V9L47 8L46 7V3L43 2L41 4L42 10H36V12L43 11V16L46 14L44 16L45 19L44 18L43 19L45 20V23H48L49 24L48 28L50 27V29L55 30L54 33L55 34L58 33L61 36L62 35L61 33H63V29L65 27V24L69 23V21H71V23H70V25L67 24L68 26H66V27L67 28H70L69 26H72L71 27L72 30H73V28H75L74 30H77V28L75 26L76 24L72 22V19H76V18H74V15H76V13L74 11L75 8L70 9L72 7ZM92 5L95 6V4H92ZM28 7H30V8L28 9ZM134 8H135V6H134ZM142 8H143V6H142ZM142 8L140 9L141 11L138 10L139 8H137V7H136V9H133L132 8L131 13L134 14V16L136 14L137 15L140 14L141 16L143 15V17H144L145 15L142 12L146 9V7H145V9L143 11H142ZM154 8L156 9V7H154ZM154 8L152 7L151 9H153L155 11ZM170 8H168V10ZM83 9H78V7H77V9H76L77 11L76 12H78L79 10H81L80 13H79V16H82V15H85L86 14V11H85L86 9L84 11H83ZM88 9H87V12H90L91 8H90L89 11H88ZM120 9H119V11H120ZM151 9H150V11H151ZM158 10H159V8H158ZM147 11H149V10L147 9ZM147 11L145 10L144 12H147ZM163 11H162V14H163ZM172 11H175V10H171L170 9L169 12H172ZM84 12H85V14H83ZM152 12L153 11H151V13ZM183 12L181 14H184ZM158 13H161V12L155 11L156 16H159ZM34 14H36L35 15L36 17L38 16L37 13L34 12ZM92 14L95 16L94 12ZM132 14H129V15H132ZM93 15H92V18L94 17ZM140 15H139V18L137 17L138 19L135 17L137 19V22L140 21ZM30 16H31V18H34L33 13H32V15L29 13V17L28 18H30ZM181 16H183V15H181ZM92 18H90V15L88 16V20L91 19V21L89 20L90 22H92V20H93ZM146 18L147 19L144 20L145 21L144 24H147L148 19H149L150 22L153 23L154 21L155 22L156 21L158 22V20L161 19L162 17L159 18V19L156 18L157 20H155V18H151L154 21H151L150 17L148 18V16H146ZM173 18H171V20ZM35 19L36 20L37 19L40 20L39 18H35ZM77 19H78V17H77ZM180 19H181V21H180ZM38 20L36 22H39V24H36V22H34L35 23L34 26H36L37 29H38V26L37 25H39L40 28H41L42 25L44 24L43 28L44 27L46 28L47 24L42 23L43 22V20H42V22H41L42 25H40V21H38ZM190 21L192 23H190ZM76 22H77V20H76ZM132 22H133V20H132ZM155 22L153 23V25L154 24L155 25L157 24ZM174 22L172 23V21H171L170 23H171L172 27L174 26L176 28V26L173 25ZM159 23H160V20H159ZM142 24H143V21H142ZM164 24H166V23H164ZM164 24H162V25H164ZM50 25L53 26V28ZM157 25H156V27H158ZM160 25L161 24H159V26ZM138 26L145 27V26H143L141 24L140 25H137V28H139ZM168 26H169V28H171L170 27V24ZM168 26H167V30L169 29ZM156 27H153V28L155 29V31H157V32H154V33L157 34L159 32L157 29H159L160 27L159 28H156ZM32 28L30 27V29H29V27H28V29L30 31H31ZM162 28H163V26H162ZM28 29L26 28V30H28ZM35 29H34V32H35ZM37 29H36V32H37ZM142 29H140V30H142ZM148 29L150 30V28H148ZM163 29L161 30V28H160V31H163ZM173 30H175V29L173 28ZM73 31H71V32H73ZM31 32H33V31H31ZM65 32H66V30H65ZM138 32L140 33V31H138ZM67 33H68V29H67ZM67 33L65 34V37L66 38H67V35L69 34V33L68 34ZM139 33H137V34L139 35ZM150 33H151V30H150V32H147L146 31L144 34L142 33L143 34L142 35L143 41H142L141 45L137 44V45L140 46L139 48L141 49V51L136 56H132L130 54L129 55V58L130 59H128V64L126 63L127 61H125V59H124L125 62L122 61L123 58L120 56L121 57V62L124 64V66L122 67V70L124 71V74H136V73H141V72H145V71L150 70V68H152L153 65H155V63L157 61V57L159 56V53H161L162 51H165L166 49H169L170 50V48H171V50H175L176 52L181 53V50H180L181 47L177 45L178 42L176 43L175 42L176 40L173 39L172 37L171 38L173 40H175V41H173L170 37L169 38L171 40L168 38L169 41H171V42L174 43L173 45L171 44L172 47H170V44L167 43V40L168 39L166 41L164 40L167 36H164L163 35L164 36V39L163 38L162 39L164 41L163 40L162 41H158L159 38L157 37V39H156V37H154V38L151 37ZM174 33H176V32H174ZM214 33L216 34L217 32L216 31L215 32H212L211 35L214 34ZM30 34L29 35L31 36V38L34 37V34L33 35H32V33H30ZM58 34H57V36H59ZM78 34L80 35L79 31L77 32V34L74 33V35H76V36ZM158 34H161V33L159 32ZM74 35H73V42L76 41L78 43V46L79 47H76V49L77 48L79 49L82 41L79 44V42L77 41L78 39L75 38L76 36L74 37ZM133 35H130V36L132 37ZM54 37H55V35H54ZM63 37L64 36L62 35V38ZM65 37L63 39H65ZM68 37H70V36H68ZM159 37L161 38L162 36H159ZM55 38H57V37H55ZM74 38L76 40H74ZM209 38H213V37L210 36ZM33 39L34 38L29 39V42L32 40V42L34 44V40ZM69 39H71V38H69ZM66 40H68V39H66ZM159 40H161V39H159ZM196 41L197 40H193L192 43H195ZM69 42H72V41H69ZM134 43H135V41H134ZM10 45H12V43ZM30 45H32V43ZM27 46L29 47V45H27V44L24 45V48L27 47ZM12 47H15V46H12ZM31 48H32V46H31ZM133 48H131V50H134L135 49V48L134 49ZM131 50L129 48L128 51H131ZM28 51L29 50H27L26 53H27V55H30V54H28ZM31 51H30V53H31ZM126 51H127V49H126ZM16 52H18V50ZM20 53H22V52H20ZM32 53H33V51H32ZM122 53L123 54L124 53L126 54L127 52H125V50H122ZM122 53L120 55H122ZM80 54L81 55H79V59L78 60H81L80 56H82V54H83V56H82L83 59L82 60H85V62H87V60H89V57L86 58L87 60L84 58L85 57L84 56L85 53H82L81 52ZM125 54H124V56L123 55L122 56L125 57L126 60H127V58H128L127 55L128 54H126V55ZM87 55L89 56L88 53H87ZM109 55H110V53H109ZM187 55H189V54H187ZM19 56L22 57V56H24V54H22V55L19 54ZM34 56H35V54H34ZM106 56H107V54H106ZM115 56H117V54H115ZM28 57H25L24 59H26ZM108 57H110V56H108ZM108 57H106V58L108 59ZM39 58H41V57H39ZM188 59L181 60V62H183V61H184L183 63H188L189 62V65H191L190 64V61L191 60L187 62ZM26 60H28V59H26ZM31 61H33V60H31ZM80 62L81 61H79L78 63H80ZM88 63H91V62L89 61ZM88 63L86 65H88ZM192 63H194V61ZM80 64H83V61ZM193 65H196V64H193ZM81 66L83 68V65H81ZM107 67L109 68L110 66H107ZM195 67H193V68H195ZM104 68H106V66ZM109 69H111V67ZM109 69H107V71ZM115 69H116L115 67H114V69L112 67V69L108 71L109 73L107 72L108 74H111V73H114L115 74V75L114 74H111V75H113V77L110 76V80H109L110 82L111 81H114L115 79H118L119 78L120 72L119 71L117 72ZM177 69H178V67L176 65H174L172 67L171 73H169V76H171V75L173 76L174 73H175V71ZM100 70H102V66H101V69ZM122 75L123 74H121V76ZM169 76L161 84H163V83L164 84H168L171 81V79H172V78H169ZM6 82H9V81H6ZM6 82L4 81V84ZM9 83H11V82H9ZM108 83L109 82H107L106 84H108ZM129 83L130 84H133L134 82H132V83L129 82ZM36 84H37V82H36ZM80 84H81V82H80ZM85 84L87 85V82ZM128 84H126V85L128 86ZM130 84H129V86L135 85V84H133V85H130ZM158 85H159V83L156 80V78L150 84L151 89L153 91H157V87L159 88ZM8 86L10 88L12 87V85L11 86L8 85ZM15 86H14V88H15ZM123 86H124V83H123V85H121V84L120 85H117L113 90H111L109 92L107 98H105V99L103 98V100L99 101L100 104H101V110L100 111H97V112H96V107H99V106H97V102H96L97 95H95V93L92 92L91 90L87 91V93H85L82 98L75 99L74 96H76L77 90H75V92H74V90L72 91V89L70 91L69 88L63 89L62 92L60 93L61 96L58 97L59 100L56 102L55 105H52V104L55 101V98L57 97L56 94H55V96L54 95L53 96L51 95L53 98H51V96H48L47 94H46L47 96H44V99L43 100H44V103L46 102V106H45V108L43 107V109L38 110V111H41V114L43 113V116L44 117H48L47 141H48L49 146L51 145L50 148L53 151L54 150L57 151L58 158L59 157L60 158L62 157V160L64 159L65 161L67 160L68 162H73V161H77V160H78V162L79 161L81 162V159H83V158L88 159V157H87L88 155L87 154H89V152H90L89 149L93 147V144L92 143H94V142H92V140L96 137V139H95L96 140V143L99 142V140L101 139L102 134H103L102 131L105 128L110 129L112 132L113 131H116L117 133H123L126 137H128L129 135L135 133L136 136L134 137V134H133L132 135L133 138H136L137 137L138 139L136 138V140H139L140 139L139 140L140 142H145V140H146L147 143L146 142L145 143L147 144V146L150 145V144L152 145V142H151V138L150 137H151V135L154 132L156 133V129L157 128L156 129L153 128L154 129V132L151 133V135H150V130H151L150 128H149L150 130L148 131L149 134L146 133L147 131L146 132H144V131H145L146 126L148 124L149 125L150 124H154L153 123L154 117L160 115L162 111L156 105H151L150 106L146 102H141L140 103V102H136L133 99H131V101H129V103H127V104L122 103L121 102L122 99H119L113 106L112 105L109 106L111 104V100L114 99L115 94L122 91ZM14 88H12V90ZM135 88H136V85H135ZM169 88H172V87H169ZM14 92H16V91H14ZM9 94H10V91L8 90V96H9ZM31 96L32 95H30L29 97L30 98H33L34 97V96L31 97ZM186 96H185V98L187 99ZM24 97L26 98L25 95H24ZM2 98L3 97H1V95H0V172H3L6 175L7 178H11L12 180H15L17 182V187H16L17 188V190H16L17 193H21V192L27 191L28 192V194H27L28 196L27 197H29L31 194H33L36 191H38V181H37V177H38V174L40 173V164L43 162V159H44V158H42L43 156L41 157V155L45 151L47 145L42 150H40V151L37 150L36 153L33 154V157L32 158H28L27 159V162L28 163H31V164H30L29 171L26 172L25 174L19 168L14 169V171L12 170L10 172L6 171L5 168H3V162H4L5 159H7L6 158L7 157V153H8L7 151L11 147V141H13V139H14V136H15L16 130H17V127H15L14 123H12L11 121L8 120L10 118V116H11L8 113V110H10V108L7 107V106L4 107L2 105V103L6 100L5 99L6 97H4V100ZM10 99L11 98H9L8 100H10ZM99 99H100V97H99ZM123 100L126 101V99H123ZM167 102H170V103L174 104L171 100H167ZM29 103H30V100H29ZM245 108L248 110L249 107L248 108L247 107H244V109ZM199 109H203V108L202 107H199ZM76 110H79V113L81 114L80 118H76L74 116V118L76 120L73 121V122H71V123H69L67 125V127L60 132V134L62 135V137H60L58 139H55V132L60 127L58 120H60L62 118H71L70 116H72V114ZM33 111H34V113L35 112L36 113L38 112L37 109H34ZM68 114H70V115H68ZM16 116H17V114H16ZM108 120H111V121H108ZM190 120L193 121L192 118ZM222 120L223 119H219V118H215V119H211V120L209 119V120H206L205 121V122H207V124L206 123L205 124L206 125H209L211 127L213 125L215 127L216 124L218 125L219 123H222L224 121V120L223 121ZM105 121H108V123H105ZM177 121H179V120H177ZM113 123H114V125H113ZM190 123L192 124L193 122H190ZM194 123H195V121H194ZM236 124L237 125H235V127L236 126L237 127L236 128L234 127L235 129L232 128L233 130H235V132H238L239 131L238 136L235 138L236 141L237 140L238 141H241L240 143L243 145V143H242L243 140H245L246 138H250L251 141H253L252 144H255L256 143V142L254 143V141H257L256 145L259 143V141L256 140L257 137L256 136L253 137V134L251 135V133L254 132V129H253L254 126H252V125L251 126L250 125H246L247 126L246 127V131L249 132V134H247V133L243 132V130L241 129L240 124L239 125H238V123H236ZM186 125H187V123H186ZM186 125H185V122H184V126L183 127H185ZM150 126L154 127L155 125L154 126L153 125H150ZM186 127H185V129H186ZM190 128H192V127H190ZM193 128H195V127H193ZM174 129L176 130V128H174ZM219 129H220V127H219ZM152 130H151V132H152ZM177 130H178V128H177ZM186 130L184 132H188L191 129L188 130V128H187ZM211 130H212V128H211ZM233 130L232 131L230 130V131L233 132V133H235ZM193 131L197 132L196 131V128H195V130H192V132ZM220 131H221V129H220ZM189 132H190L189 133V136L190 137L191 136H195V134H196L195 133L193 135L194 132L193 133L191 131H189ZM171 133H172V131H171ZM179 133H180V131H179ZM179 133H178V135H179ZM112 134L113 133H111V135ZM183 134H185V133H183ZM187 134L188 133L185 134V137H186ZM190 134H192V135H190ZM66 135H68L70 138L67 139L68 137ZM124 135H121L120 137L122 138V136H124ZM167 135H169V134H167ZM210 135H211V133H210ZM218 135H220V134H218ZM125 136L123 137L124 138V141L126 140L125 139L126 138ZM132 136H130V139L132 138ZM152 136L154 137L155 135L153 134ZM221 136L222 135H220V137ZM233 136H235V134L232 135L231 133H228V137L225 135V137H227L228 139H233ZM153 137H152V140L154 138H156V137H154V138ZM220 137H219V139H220ZM223 137L224 136H222L221 138H223ZM225 137L223 139L225 141H229V140L225 139ZM97 138L99 139L98 141H97ZM192 138H194V137H192ZM192 138H190V140ZM210 138H211V136H210ZM147 139H149L150 141L147 140ZM175 139H174V141H175ZM211 139H209V140H211ZM113 140L115 141V139H113ZM113 140L111 138V144H112V142H114ZM127 140H129V138ZM127 140L125 142L129 143V141H127ZM141 140H144V141H141ZM154 140L155 141L156 140L158 141V139H154ZM154 140H153V142H154ZM212 140L211 141L213 143H215L214 138ZM122 141L123 140H120V143H123L124 144L125 142L124 141L122 142ZM148 141H149V143L150 142L151 143L148 144ZM157 141H156V144H157ZM169 141H167V142L169 144L173 145ZM171 141H173V140H171ZM183 141L181 142V144H183ZM187 141H186V143H187ZM192 141H193V139H192ZM236 141H235V143L233 142L232 145L233 144H237ZM251 141H249V142H251ZM62 142H64V145H63L64 147H60V145H61ZM164 142L165 141H163V143ZM96 143H94V145ZM100 143H104L103 140ZM136 143H138V141ZM168 143H166V145ZM173 143H175L174 145H176V144L178 145V143H180V142H176L175 141ZM184 143H185V141H184ZM195 143H196V141L193 144H191V146H194ZM113 144H116V143H113ZM117 144H118V142H117ZM117 144L115 145V147L117 146ZM131 144H130L131 146L130 145H128V146L129 147H132V149H130V150H133L134 149L133 147H135V146H133V143H131ZM188 144H189V142H188ZM188 144H186V145H188ZM196 144H198V143H196ZM124 145L126 146V144H124ZM157 145L154 144V146L158 147ZM212 145L214 146L215 144H212ZM259 145L260 144H258V146ZM99 146H100V144H99ZM142 146H143V144H142ZM142 146H141V148L147 149L146 147H142ZM179 146L181 147L182 145H179ZM223 146H225V145L223 144ZM236 146H239V145H236ZM188 147H189V145H188ZM210 147H212V146H210ZM233 147H235V145ZM245 147L247 148V146H245ZM64 148L65 149L66 148L67 149L69 148L70 150H75V151L78 150L79 152H77L75 154H71V153L68 152L69 154L66 153L68 155H65V152L66 151H64ZM103 148L106 149L107 147L103 146ZM112 148H114V146ZM138 148H140V147H138ZM181 148H183L184 151L187 149V148H184L183 146ZM257 148H259V147H257ZM177 149L179 150V147H177ZM108 150H110V149L108 148ZM194 150H195L194 148H192V150H190V151L187 150L188 151V154H189V152L192 153ZM247 150H248V148H247ZM252 150L254 151V154H255V150L254 149H252ZM260 150H262V149H260ZM85 151H87L86 157H85ZM125 151H127V150H125ZM135 151H136L137 154H135ZM135 151L133 150L134 153L132 152L131 155H134V156L137 155L136 156L137 158L131 156L133 159L135 158V159H138V161H140V155H141V159L142 160L144 159V161H143L144 163L152 162L151 159L147 158L148 157L147 155L145 157V158H147V160H146L147 162H146L145 161V158L144 157L142 158V155L144 153L143 154H139L137 152V150H135ZM143 151H145V150H143ZM263 151H260V152L262 153ZM194 152H196V151H194ZM63 153H64V156H63ZM105 153H108V151H106ZM128 153L129 152H127V155H128ZM140 153H141V149H140ZM223 153L225 154V152H223ZM223 153H220V157L221 158H222L221 154L224 155ZM246 153L248 154V152H246ZM252 153L253 152H251V154ZM188 154L186 153V155H188ZM195 154H197V152ZM195 154H193V155H195ZM94 155H96V154H94ZM98 155H101V154H98ZM129 155H130V153H129ZM153 155H154V153H153ZM158 156H160V155L158 154ZM188 156H191L190 159L193 158L192 154H190ZM199 156H200V154H199ZM207 156H210V154L207 155ZM93 157H91V159L100 160L99 158H96L95 159ZM102 157H104V156H102ZM152 157H150V158H152ZM185 157H187V156H185ZM195 157H197L196 159H194L195 162L197 161L198 158H200V160L202 161L201 156L198 157V156L195 155L194 158ZM227 157H230V156H227ZM255 157H257V156H255ZM60 158H59V160H60ZM153 158L155 159V155H154ZM210 158H208L207 160L204 159L202 162L198 159L202 164H204V166L202 165L203 166V169L206 168L207 171L205 172V169H204V174L206 173L205 175L204 174L197 175L198 173L196 175L197 176H202V179H201L202 181L205 180L203 178V175L206 176L207 173H209V176L211 175L210 177H212V179L209 178V176H208V180L211 179L213 181V183H211V184L215 187V189H213L215 191L214 192L215 194L213 193V191H211L212 189L209 186H208V188H210V190L207 189V186L206 185H208L209 181L205 180V181H207V184H201V185H204V187L203 186L202 187L207 192L205 194H208V193L212 192V193H210V194H212L211 195L212 198H208L207 196L205 197V195H201V193L199 194L197 192V194H195V193L193 194L194 198H191V199L189 198L190 200H185V198H184L185 196H183V200H182V199H180V197L177 195V193L175 191H171L172 190V188H171L172 186H170V184H173L172 181L170 182L169 180H165L167 182L169 181V184H167V182H165L164 179H163L162 182L163 183L165 182V185H167V186H165V188L167 187L166 188V193L164 191H162L164 193H161L160 191L163 190L164 188L163 189H160V187H157V188L160 189V191H158V189L156 188V185L158 183L161 184L160 180H159V182L157 180L158 183H156V181L154 182V180L152 182L151 179H152V177L155 174H158V175L159 174L160 175L163 174V175H165L164 174L165 172L163 173V171L162 172H161V170L159 171V169H157L159 167H157L156 165L154 166V164L152 166H153V168L156 167L157 170H154V169L151 168V166L149 165L151 163L147 164V166L149 165L150 166L149 168L152 169V172H150V173H153L154 174L153 176H150L152 174H150L148 172L150 169H148V171L145 172L144 174L141 173V176L142 175L144 176L145 174L149 173L150 174L149 176L151 178L150 180H148L149 176L146 177L148 174L145 175V177L143 178V177L140 176L139 173H137L139 175L136 174V176H139V177L143 178V180L145 178H147L146 179L147 181L144 180V183L145 184H147V183H155L156 185L154 187H155V189H156V191H157L158 194H156L155 191H154V194L155 195L152 194V190L154 189V187H152V186L154 184L152 186H151V184L144 185L142 179H141V181L143 183V187L144 186H149L150 187V188L147 187V188H149V190L146 193L145 187L143 188L144 189L143 190L141 188L142 187V184L140 185L141 186L140 188L147 194L146 195L142 191V194H145L146 197H145V195L139 194L141 192V190L139 189L140 191H137L138 189L135 187L137 189L136 191L138 192V195H141V197L138 196V195L137 196L140 197V198H142V196L145 197V198L143 197L145 199L144 200V204H143V202H141L142 203V206H140V208L145 209L143 211L144 215L145 214L147 215L149 213L151 215V216L148 215L147 217H145V216L142 217L141 216L140 217L141 219L140 218L138 219V220H140V223L137 224L138 226L136 227L135 226L136 224H134V227H136V228L131 227L133 225L129 224L130 222H128L127 215L129 214L130 211H128V209L126 210V208H129V206L126 207V203H125V205L124 204H118L116 202L115 198H114V200L112 198H109L111 195L108 197V194H107L106 197H102L103 195H105L107 193V188H106V191L104 190L105 191L104 194H101L102 196H100V197L103 198V200H104V198H107L103 202L100 201V200H102V198L99 199V202H101V205H98L99 204V202H98V197L99 196H96L97 197V201L96 202H98V203H95V200H93V199L90 198L91 200H93V202L95 204H97L96 206L93 205V202L92 201H91V206H88V204L86 205V206H88V209H89V207H91V208H93V207L94 208H97V206L101 207V208L98 207L99 210L101 209L100 210L101 213L99 211H97V213H100L101 214V218L96 219V217H100V216H96L95 215L96 216L95 217L94 214H96V213H94V212H93V215L92 216H94L95 218L91 216L92 218H94L95 222L93 221V219H91V217H89L90 219L89 218H86L88 214H85L84 213V215L86 217H83L82 214H81L82 216H80L77 213H75L71 209L70 203H68V202H62V200L58 199L59 197L58 198L57 197L54 198L52 201H49L48 202L49 204H46V205H43V206L42 205L40 206L39 203H36L35 201L32 200L33 202L36 203V204H32V202H31L32 206L30 205L32 207V209H34V211L31 210L30 212L33 211V213L26 214V215H21V216H17V217H15V216L12 215L13 212L10 209L13 206L14 207L15 206L17 207L18 205H21L24 201H21V200L18 201V202L16 201V203L14 205H11L13 203H9L6 200L0 201V264H91L95 260V258H98L99 259L101 257L99 255L102 254V253H99V255H98V253L96 252V250L98 251L102 247H103L102 249H104V247H106V246H104L105 244L109 243L112 246V243L113 242H115V243H113V245L114 244L116 245V242L117 243L118 242L119 243L122 242L124 244L125 241L126 242H129L130 240H131V242L132 241H134L135 243L138 242V244L136 243L138 246L140 244L144 243L145 246H147V248L145 247L146 249L144 250V247H142L141 245L140 246L143 249H140V247H138L139 249L136 248V251H138V250L143 251L141 253H143L144 255L143 254H142L143 256L140 255L135 260H131L129 257H126V254H121L120 256H124L123 257V260H121V261H125L123 264H155V263H152V261H154V259H155L152 256H155L156 254L159 255L160 250L162 248H163L162 249V252H163V250H164V252H166L165 250H167V249H165V244L164 243L165 242L167 244H168V242L171 243V241L173 240V236L175 234L172 233L173 232V229H172V232H171L172 235H171V233H168V232L167 233H164L166 231V229H164L165 230L164 231L163 228H162V230H163L162 231L160 227H155V226L152 228L153 230L151 229V231H149V227H148V229H146V228L150 224L147 225L146 222H148V220H150V221L153 220V221H151L152 222L151 225L154 223L155 225L157 224V226H158L159 225V222H161V221L164 222L165 219L167 220V218L170 219L171 217L181 216V215H183V217L186 216L187 221H190L194 225L195 232L197 233L198 238L206 239V240H209V239L212 240L214 238L216 239V237H217V240H218L217 243L218 242L219 243L218 244L215 243V245L216 246L218 245L219 248L220 247L223 248L227 244L228 245H231L232 247H235L237 245V243H239V244L242 245L243 244L242 241H241V243L239 242L240 239H239L238 242L235 243L236 237H238V235H239L238 238H241L240 235H242V234L249 235L250 234L249 232H251L250 230H252V228H256V229L257 228H261V226H262L261 223H262V221H264V215L262 213V212H264V210L261 211L262 210L261 207L258 206V208H256L257 210L254 209L255 212L249 211L250 209H248V210H245L242 213V216L240 218H237L236 215H235V213H234V210H232L230 207L232 206V202L238 198V196H239L238 191H239V189L241 187H242L241 190H242V193L243 194H245V195H248L249 194L248 190L246 189L247 186H242L243 183H241V185H240V183L238 184V182H240L238 180H237V184L238 185H236L235 184L236 182L234 181L236 179L233 180L232 178H229V177H227L226 181H224V178H225L224 177V174H223L224 168H222V166H220V167L223 170L220 169V168L219 169L214 168L213 165H212V163L210 162L212 160ZM212 158H214V157H212ZM154 159H153V163H155L154 162L155 161ZM187 159H189V158H187ZM90 160H88V161H90ZM191 160H193V159H191ZM228 160H230V159H228ZM88 161L85 160L83 162H85V163L87 162L88 163ZM91 161H93V160H91ZM104 161H105V164H106V162L108 160L107 159L106 160L104 159ZM227 161H226V164H229L227 166H230V165L232 166L233 165L230 161H228V162H230L231 164L230 163H227ZM143 162L141 163L142 165L140 163H139V165L143 166ZM65 163H64L65 165H69L67 162H65ZM89 163L88 164H85V165H88V167H90L89 166ZM95 163H97V161H95ZM99 163H100V161H98V165H99ZM135 163H136V161H135ZM186 163H188V164H186ZM192 163H194V162H192ZM224 163H225V161H224ZM81 164H82V162H81ZM84 164H82V165H84ZM107 164H108V162H107ZM107 164L105 166H107ZM137 164H138V162H137ZM184 164L188 165L186 167H192V166H189V162L188 161L185 162ZM219 164H221V162H219ZM226 164H224V165H226ZM249 164H251V163L249 162ZM249 164L246 163V165H249ZM255 164H257L256 163V160H255ZM74 165H73V168L75 169V167L77 165H75V167H74ZM90 165L92 166V163H90ZM104 165L102 164V167L105 168ZM190 165H192V164H190ZM195 165L193 167H195ZM222 165H223V162H222ZM95 166H97V164ZM99 166L97 167L98 168L97 170H99ZM82 167L83 166H81L79 168H82ZM145 167H146V165H144L143 167H140V168H145ZM216 167H217V164H216ZM236 167H237V164H236ZM243 167H244V165H243ZM243 167L241 165V169H243ZM253 167H255V165ZM140 168H139V171L140 172L141 171L144 172L146 170V168L144 169V171L142 169H140ZM68 169H69V167H68ZM74 169H71V170L74 171ZM85 169H86V167H85ZM127 169L128 168H126L125 171H127ZM132 169H133V171L135 169V172H136V168H132ZM132 169H128L127 172L129 173V170L132 172ZM262 169L260 168V171ZM97 170L95 169L94 172H96ZM256 170L254 169L253 172L254 171L256 172ZM228 171H227V173H228ZM230 171H232V170H230ZM76 172L75 173L73 172V173L76 174ZM78 172H77V175H78ZM88 172H90V171H87V173ZM94 172H92L93 175H94ZM97 173H95V174H97ZM98 174L99 175H94V177H93V179H95L94 182L98 181L97 179L100 178L99 177L100 176V173H98ZM230 174L232 175V173H230ZM230 174H229V176H230ZM243 174H245L244 170H243ZM248 174H250V173H248ZM89 175H91V173H89ZM196 175L193 176V174H192L191 176H193L194 178L195 177L196 178H199ZM246 175H247V172H246ZM226 176H228V175H226ZM239 176H241V175L240 174L238 175V179H240ZM248 176H245V177L247 178ZM91 177H92V175H91ZM250 177H249V179H251ZM190 178L192 179V177H190ZM190 178H189V180H191ZM88 180L90 181L89 178H88ZM102 180L104 181V179H102ZM102 180H99L98 185H99V187L100 186L102 187V188L100 187L101 189H104L103 188L104 185L103 184L100 185V183H101ZM189 180L187 181V183H189ZM196 180H198V179H196ZM252 180L253 179H251V181ZM202 181H200V178H199V182L200 183H204L205 182V181L204 182H202ZM247 181H249V180H247ZM106 182H104V184ZM173 182H174V180H173ZM220 182H225V185H227V187L224 188V189H223V187L220 188L221 187L220 186ZM252 182H254V181H252ZM256 182L257 181H255V184H256ZM89 183H91V182H89ZM163 183L161 184L162 187L164 186ZM190 183H189V185H191ZM193 183H192V185H193ZM91 184H94L95 185V183H91ZM91 184L89 185V187L93 188L94 185L92 186ZM211 184H210V186H211ZM98 185H96V187ZM106 185H107V183L105 184V186ZM194 185H196V184H194ZM246 185L249 186L251 184H249V182H247ZM262 185H264V184H262ZM257 186L258 185H256V187ZM96 187H95V189L93 188L94 190L93 189H91V190L95 191L96 190ZM99 187H97V189L100 190L99 191L100 193H102L103 190H101ZM168 187L170 188L169 189L170 191L167 190ZM180 187H181V190H180V193H181V191L183 192V189L182 188H184V187H182V185ZM190 187L191 186H189V188ZM196 187L199 188V183H198V185ZM196 187H195V189H196ZM214 187H212V188H214ZM187 188L184 189L185 192H186V189ZM192 188H193V186H192ZM200 188H199V192L200 191L203 192V188L201 190H200ZM205 188L207 190H209L210 192H208ZM150 189H152L151 190V193H150ZM227 189L229 191H233L234 192V194L232 193L233 195H231V197L228 195V192L226 194V191H228ZM187 190L189 192L190 189H187ZM134 191H135V189H134ZM134 191H132V192H134ZM191 191H192V189H191ZM191 191L189 193L188 192H186V193H188L189 196H190L192 194V192L194 191V189H193L192 192ZM137 192H134V193H137ZM186 193H184V194H186ZM151 194L154 195V196H152ZM94 195L93 196H90V197L95 198ZM19 196H21V194H19ZM129 196H130V198H132L133 195L132 196L129 195ZM138 197H135V198H138ZM181 197H182V195H181ZM24 198H26V196ZM135 198L132 200L133 202L135 201ZM140 198L136 199V202H134V203H137V201ZM143 198L140 199V201L143 200ZM263 200L261 201L262 204L264 202ZM139 203L140 202H138V204ZM128 204H130V201L128 202ZM132 204L133 203H131V205ZM33 207H35V208H33ZM59 207H63L62 208V212H60ZM91 210L94 211V209H91ZM91 210H88V212L91 211ZM96 210H98V209H96ZM147 210H149V211L147 212ZM143 213H141V214H143ZM152 214H154V215H152ZM170 214H171V216H169ZM85 218L86 219H89L90 222L88 220H87L88 221L87 222ZM138 220H137V222H138ZM170 220L171 221L172 220L174 221V218L173 219L171 218ZM150 221L148 223H150ZM164 223L166 224V221ZM172 223H174V222H172ZM165 224H160L159 226L165 225ZM167 224H170V223H167ZM227 228H228V230H227ZM143 230H146V232L148 230V232L147 233H144L142 235V233L145 232ZM175 233H177V232H175ZM117 234H119V235H117ZM164 234H166V235H164ZM113 236H115V237H113ZM250 236L251 237L253 236L252 233L249 235V237ZM175 237H174V239H175ZM226 239H227V241H226ZM233 240H234V243H232ZM110 241H113V242L110 243ZM224 241H225V243L226 242L227 243H226V245L222 246V244H225ZM261 241H264V233L262 235ZM131 242H129V243H131ZM109 244L107 245L108 247L110 246ZM163 244H164V247L161 246ZM249 244L250 243L248 242V246H246V249H247V247L249 248V246H251ZM108 247H106V250H108L110 248V247L109 248ZM259 247L262 250V252L264 253V243L261 242L260 245H259ZM260 249L259 248H252L250 250V252L253 253V256L252 257L254 258V260H256L260 255H263L262 258H261V262H263L262 264H264V254L260 251ZM157 251H158V253H156ZM100 252H102V251H100ZM109 252L110 251H107V252L105 251L103 253H109ZM154 253H156V254H154ZM110 254H111V252H110ZM108 255L109 254H107L105 256H108ZM102 256L105 259H107V257H105L104 255H102ZM108 257H110V256H108ZM157 257L159 259L160 256H157ZM157 257H156L155 260H157ZM163 258H164V254H163Z\"/></svg>",
  "mask_w": 264,
  "mask_h": 264
}]
</instances>
